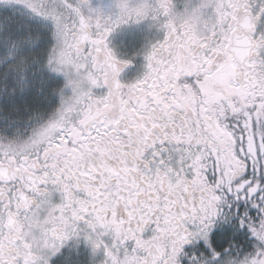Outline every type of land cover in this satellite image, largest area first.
<instances>
[{"label": "snow or ice", "instance_id": "1", "mask_svg": "<svg viewBox=\"0 0 264 264\" xmlns=\"http://www.w3.org/2000/svg\"><path fill=\"white\" fill-rule=\"evenodd\" d=\"M0 264H264V0H0Z\"/></svg>", "mask_w": 264, "mask_h": 264}, {"label": "flooded vegetation", "instance_id": "2", "mask_svg": "<svg viewBox=\"0 0 264 264\" xmlns=\"http://www.w3.org/2000/svg\"><path fill=\"white\" fill-rule=\"evenodd\" d=\"M161 36L162 33L157 32L156 29H149L147 22H141L117 29L111 36V42L118 53L132 56L136 50L148 45L149 42H155ZM143 64L142 57L134 56L132 63L125 68L121 78L128 81L141 75Z\"/></svg>", "mask_w": 264, "mask_h": 264}]
</instances>
